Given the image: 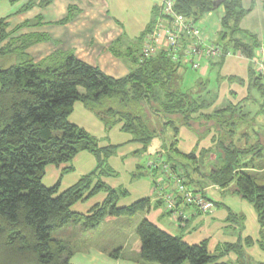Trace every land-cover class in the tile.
Returning <instances> with one entry per match:
<instances>
[{
    "label": "trees",
    "instance_id": "trees-1",
    "mask_svg": "<svg viewBox=\"0 0 264 264\" xmlns=\"http://www.w3.org/2000/svg\"><path fill=\"white\" fill-rule=\"evenodd\" d=\"M50 1L44 0V4ZM174 6L178 15L194 24L203 15L224 9L218 45L225 56L217 63L210 61V69L224 65L229 52L242 53L247 59L255 56L261 42L240 26L252 11L244 8L242 0H175ZM158 11L153 24L139 40L141 49ZM5 30L6 25L0 21V45L7 39ZM6 54L0 48V57ZM129 56L135 69L122 80L106 76L71 54L54 64L26 60L7 69L0 68V264H71L74 256L71 246L55 240L52 237L55 231L64 227L93 231L109 220L134 217L152 208L148 199H141L130 207L118 206L124 193L102 182L92 187L94 173L61 193L58 185H43L50 165L67 164L81 152H90L100 160L98 171L104 159L115 151L112 147L100 148L97 137L70 122L78 102L107 129L121 125L122 132L132 135L133 142L142 145L143 152L150 149L154 140L161 139L162 149L158 154L166 157L171 168L189 184H196L193 179L196 174L220 189L234 185L235 194L254 204L264 230V187L250 171L255 168V158L247 160L255 151L258 157L264 150L248 141L242 145L235 138L238 121H245L242 113L245 101L217 105L219 98H212L208 79L200 78L197 90L186 87L185 78L180 75L186 66L173 63L164 54L147 61H141V54ZM250 72L252 87L264 100V81L253 67ZM260 107L264 111V101ZM237 115L239 120L233 118ZM153 116L163 122L161 129L155 126ZM208 122H216L227 134L221 135L213 127L205 129L202 136L210 135L213 144L208 149L184 154L174 142L166 146V129L174 128L178 134L175 126L181 124L196 132L193 123ZM245 134L249 138V133ZM212 155L215 159L210 161ZM186 159L192 170L183 164ZM207 166L210 167L208 174L204 173ZM86 189H89L87 194ZM99 192H107L108 196L88 215L72 210L74 205ZM138 228V241L133 249L142 263L230 264L218 262L206 242L187 244L147 219ZM112 257L117 258L116 254Z\"/></svg>",
    "mask_w": 264,
    "mask_h": 264
},
{
    "label": "crops",
    "instance_id": "crops-1",
    "mask_svg": "<svg viewBox=\"0 0 264 264\" xmlns=\"http://www.w3.org/2000/svg\"><path fill=\"white\" fill-rule=\"evenodd\" d=\"M256 1L264 6V0H242L244 8L246 10L252 9V11L241 22L240 26L243 31L256 36L261 42L262 39H264V30L260 34H255L248 29H245L243 26L251 13L255 11ZM158 2L159 0H51L48 4H44V0L0 1V21H3L6 25L5 33L7 36L6 41L0 45V48L5 49L7 54L1 56L0 59L11 57L14 59L11 66L19 65V63H23L26 60H32L35 64H42L45 61L54 64L61 61L65 55L71 54L86 65L101 70L106 76L122 80L130 75L135 69L129 55L132 53L138 56L140 55L142 43L139 40L147 31L146 29L148 26L153 24L155 20L154 16L156 15L157 10H159ZM133 9L137 11V15L131 14ZM224 17V9L219 8L213 13L203 15L197 24L208 33L211 39L219 42L221 40L220 33L222 32L221 22ZM233 56L240 57V53ZM241 59L247 61L245 58L241 57ZM219 61L220 59H216L213 62L217 63ZM214 69H210L209 63L205 73L213 71ZM180 75H183L182 69L180 70ZM197 82L198 80L194 83L191 81V86H188L187 84L186 86L189 88L191 87L192 90H197ZM81 92L84 93L85 91ZM80 115L85 117L83 120L84 122H81ZM70 122L83 128L91 136L93 135L95 137L96 135L88 129L91 126L96 125L100 126L102 130H107L106 126L100 121V119L90 112L81 102L75 104L70 117ZM186 129L189 128L186 127ZM110 132H112L113 136L115 133L122 132L121 125L115 126ZM196 132L199 133L198 131ZM164 142L167 147H170V141L167 138V135H164ZM127 143H131L128 146L129 152L125 153V150H123L118 155L123 161L127 155H135V153H139L143 150L142 145L139 143L136 145L132 144V138H127L126 143L124 144L127 145ZM161 143V139L154 140L150 149L147 152H144L145 165L151 158L161 156L158 155L159 151L162 149ZM118 146H120V144L115 141V136L108 142H104V144L100 143V148L103 149L108 147L115 148ZM260 148H263L262 150H264L263 143L260 144ZM118 156L112 159L111 163H113V166H116L117 162L119 163ZM213 156L214 155L210 157V161H213ZM163 158L165 159L164 156ZM132 167L135 171L137 170V172H139L138 177L141 180L132 183L133 189L124 192V196L130 198L132 197V194H135L133 196L135 198H131L129 201L126 199L128 203H125L120 207H130V205L141 201V199L150 200V203L152 204L151 210L136 215L137 218L140 219V223L145 219L151 222V219L154 216L162 222V225H155L164 232H167L170 235H172L173 231H178L180 233L186 232L188 235L185 238L180 237L179 235L172 236L182 238L190 245H200L202 242H206L207 247L209 248L210 242H214L216 245L221 244L227 239V237H224L222 240L220 239L224 230H222L221 233H214L213 229L217 228V226L214 225V222L218 220V217L222 214L218 208L219 204L213 202V200L208 197V194L211 193L210 196L218 200L219 194L226 189H220L218 186L211 183H209V186L207 187L205 185L207 179L193 174V179H195L196 185L199 188L198 191L202 190L204 192L209 202L213 203L214 210L210 216L205 217L198 214L190 207H183V211L188 215V220L186 222H180L174 220L167 213L164 214L162 212L164 206L159 204L160 199L158 193L154 190L156 181L165 176L160 172L145 168L152 177L151 182L150 180L143 179L145 176L140 173L142 168L140 164ZM250 171L252 174H264L263 168L257 169V167H255ZM97 172L104 173L103 171H100V168ZM263 178L264 177H262V179ZM105 183L116 191L118 189L117 187L120 185L117 182H113L112 184L106 181ZM94 196H96V194ZM93 198L88 200L91 201ZM81 203L76 204L77 208ZM102 203H97L94 206L89 204L86 209L78 208V212L74 211L73 207L76 206L74 205L72 210L82 215H88L96 205ZM120 221H122V218L109 220L93 231L83 232L79 230L82 264H147L140 261V257L134 249H132L130 255H125L124 251L127 247L126 245L120 247L122 251L115 250V252H112L113 249H115L114 247H102L98 245L97 242H92V237H96L97 233L106 232L107 229L113 227V230L106 234V240L104 241L108 242L109 239L112 238V235L116 234L115 228ZM137 227L138 226H136V228ZM219 230L220 229H218V231ZM248 240L252 239L248 238ZM112 254H116L117 258L115 259L112 257ZM73 257L71 259V264H76Z\"/></svg>",
    "mask_w": 264,
    "mask_h": 264
},
{
    "label": "rangeland",
    "instance_id": "rangeland-1",
    "mask_svg": "<svg viewBox=\"0 0 264 264\" xmlns=\"http://www.w3.org/2000/svg\"><path fill=\"white\" fill-rule=\"evenodd\" d=\"M256 8L253 13L249 16L248 20L243 25L245 29L253 33L260 34L264 30V6L260 2L256 1ZM160 3V0L158 4ZM249 5V4H247ZM131 14L137 15L136 10H132ZM14 62V59L7 57L5 59H0V68H7L11 66ZM251 67L252 64L249 61L241 59V56H232L226 59L225 64L217 67L213 71L202 74V72H195L190 67L182 68V74L185 78V86H191V81L194 83L196 80L202 78L204 81L209 80L210 92L213 99L219 98L217 100V105L230 101L234 104H239L242 100L245 102L242 104L243 110L242 113L245 115L243 118L245 121H238L237 125V134L236 140H241L242 145L245 144V141H248L251 145L255 144H264V111H262L260 105L263 103V99L258 94L256 89L252 87L251 84ZM208 74V75H207ZM257 77V76H256ZM187 87V86H186ZM194 87V86H192ZM189 88V87H188ZM191 88V87H190ZM198 89V88H197ZM83 91L82 89H80ZM257 119H256V118ZM236 120L238 115L233 117ZM84 116L80 115L81 122H84ZM156 117L153 116V119L156 123L157 129H161L163 122L156 121ZM194 130L186 129V126L177 124L175 127L179 129L175 134L174 128H169L164 131V134L167 135V138L171 143H175L177 147L183 153H195L200 152L202 149H208L212 146L211 137L202 136L205 129L208 127H213L217 132H220L221 135H224L225 132L217 125L216 122H208L207 124L193 123ZM91 128V129H90ZM88 128L96 137L99 138L100 143L108 142L115 136V141H117L120 146L115 147L114 153L108 158L104 159L103 165L100 167V172H96L100 163L97 156L94 153L90 152H81V154L74 160H71L70 163L62 164L58 166L50 165L46 170V176L43 178V185L46 187H55L59 186V193L64 192L71 187L75 186L79 181L88 175H92L91 179L92 187H94L97 182H106L109 183L117 182L120 185L117 187L119 191L124 193L126 190L133 189L132 183H136L141 179L138 177L137 170L135 171L132 166L139 165L142 167L140 173L145 176L146 180L152 182V177L146 171L144 152L140 151L135 153V155H127L123 161L119 158L121 151L125 150V153L129 152V143H126L127 138H133L132 135L128 133H115L114 136L111 130H102L100 126H91ZM249 133V138L245 135ZM227 135V134H225ZM132 144L136 145L137 143L133 142ZM169 144V146H170ZM160 153V151H159ZM256 151L248 157L247 160H252L255 158L253 165L257 169H264V151L262 155L256 157ZM159 155V154H158ZM161 155V154H160ZM118 156L119 163H116V166H113L111 163L112 159ZM176 156V155H174ZM161 157V156H160ZM163 157V155H162ZM215 158L214 156L212 157ZM166 159V157H165ZM167 161V159H166ZM147 164V163H146ZM183 164L192 170V166L189 160H183ZM190 164V165H189ZM209 166L205 168L206 174L209 173ZM254 177L258 178V184L264 187V174H253ZM188 182V180H187ZM189 184V183H188ZM205 185L209 186V181L206 180ZM109 186V185H108ZM189 186L198 191V186L196 184H189ZM110 187V186H109ZM234 185L225 191H222L219 194L218 200L213 198L208 194L209 199L213 202L219 204L218 208L222 214L218 217V220L214 222V225L217 228L213 229L214 233H221L224 230L223 235L220 239L227 237L221 244H216L210 242L209 251L212 256L216 257L218 262H228L230 264H264V230L261 227L258 218L257 212H255L254 204L249 201L241 199L237 194L234 193ZM89 189H86L85 194H87ZM121 193V194H122ZM135 194H132V199ZM107 197V192H100L98 195L94 196L91 201H83L78 208L86 209L89 204L94 206L97 203H102ZM122 195L119 199L118 206H122L131 199ZM128 199V201H126ZM210 200V201H211ZM74 208V211L78 212L77 205ZM164 214L167 213V209L164 206L162 208ZM223 217V218H222ZM140 219L137 216L134 217H123L122 221L115 228V235H112V238L109 241L106 240V234L109 231L113 230L107 229L106 232L97 233L96 237H92V242H97L98 245L102 247H114L112 252L115 250H121L120 247L126 245L125 255H130L136 241H138L137 231L138 227L141 224ZM139 222V223H138ZM153 224L162 225L159 219L153 216L151 219ZM139 224V225H137ZM136 226H138L136 228ZM218 229H220L218 231ZM124 232V233H123ZM127 235V236H126ZM172 235H179L180 237H187L186 232H172ZM55 240H63L66 243H69L73 253L75 254L73 260L76 264H82V254H81V242H80V231H77L75 227L69 228L64 227L61 230L55 231L52 235ZM251 238L252 240H248ZM237 244V246H236ZM235 245V246H233ZM118 246V247H116ZM120 251V252H121ZM122 252V253H124ZM189 264V263H186Z\"/></svg>",
    "mask_w": 264,
    "mask_h": 264
},
{
    "label": "built area",
    "instance_id": "built-area-1",
    "mask_svg": "<svg viewBox=\"0 0 264 264\" xmlns=\"http://www.w3.org/2000/svg\"><path fill=\"white\" fill-rule=\"evenodd\" d=\"M174 5L175 0H160L156 22L143 40L141 61L164 54L173 63L183 64L204 74L209 62L224 57V51L197 23L178 15ZM233 55V52H229L226 57ZM240 56L252 64L254 71L264 81V39L254 57L247 59L242 53ZM146 168L165 176L156 181L154 190L166 207L167 214L174 220H188L183 207H190L205 217L212 214L214 205L204 192L192 189L187 180L174 171L163 157L151 158Z\"/></svg>",
    "mask_w": 264,
    "mask_h": 264
}]
</instances>
